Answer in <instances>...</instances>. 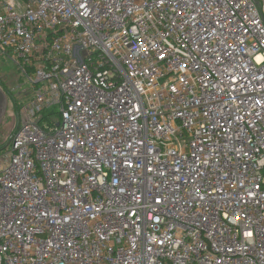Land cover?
Returning a JSON list of instances; mask_svg holds the SVG:
<instances>
[{
	"label": "built area",
	"instance_id": "1",
	"mask_svg": "<svg viewBox=\"0 0 264 264\" xmlns=\"http://www.w3.org/2000/svg\"><path fill=\"white\" fill-rule=\"evenodd\" d=\"M0 53V264H264V0H0Z\"/></svg>",
	"mask_w": 264,
	"mask_h": 264
},
{
	"label": "rangeland",
	"instance_id": "2",
	"mask_svg": "<svg viewBox=\"0 0 264 264\" xmlns=\"http://www.w3.org/2000/svg\"><path fill=\"white\" fill-rule=\"evenodd\" d=\"M30 87L31 83L11 56L0 53V90L5 96L0 108V162L3 153L11 148L9 136L20 125L22 106L29 100L27 90ZM54 109V107L47 109L45 114Z\"/></svg>",
	"mask_w": 264,
	"mask_h": 264
},
{
	"label": "water",
	"instance_id": "3",
	"mask_svg": "<svg viewBox=\"0 0 264 264\" xmlns=\"http://www.w3.org/2000/svg\"><path fill=\"white\" fill-rule=\"evenodd\" d=\"M4 100H5L4 93L0 90V108L2 107ZM0 112H1V109H0Z\"/></svg>",
	"mask_w": 264,
	"mask_h": 264
}]
</instances>
